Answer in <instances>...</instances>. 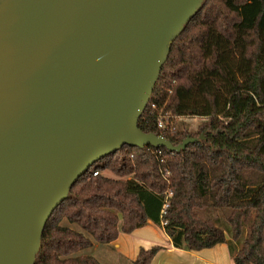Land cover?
Segmentation results:
<instances>
[{"label":"trees","instance_id":"1","mask_svg":"<svg viewBox=\"0 0 264 264\" xmlns=\"http://www.w3.org/2000/svg\"><path fill=\"white\" fill-rule=\"evenodd\" d=\"M194 117L206 118L196 132L175 128ZM138 128L173 146L197 141L178 153L124 146L93 164L46 222L34 264H101L81 252L147 221L174 248L225 244L233 264H264V0L204 1L173 41Z\"/></svg>","mask_w":264,"mask_h":264},{"label":"water","instance_id":"2","mask_svg":"<svg viewBox=\"0 0 264 264\" xmlns=\"http://www.w3.org/2000/svg\"><path fill=\"white\" fill-rule=\"evenodd\" d=\"M204 1L0 0V264H34L49 217L100 159L197 141L173 146L138 120Z\"/></svg>","mask_w":264,"mask_h":264},{"label":"crops","instance_id":"3","mask_svg":"<svg viewBox=\"0 0 264 264\" xmlns=\"http://www.w3.org/2000/svg\"><path fill=\"white\" fill-rule=\"evenodd\" d=\"M153 247L159 250L150 264H233L225 244L200 251L177 249L163 229L150 221L130 234H119L109 245H94L88 255L101 264H132L141 249Z\"/></svg>","mask_w":264,"mask_h":264},{"label":"rangeland","instance_id":"4","mask_svg":"<svg viewBox=\"0 0 264 264\" xmlns=\"http://www.w3.org/2000/svg\"><path fill=\"white\" fill-rule=\"evenodd\" d=\"M206 120V118H200V117H194V118H178L175 120V123H174V126L176 129H179V130H185L186 132H190V133H193V132H196L198 127ZM167 120L164 121V125L166 124ZM201 137H204L203 135H201ZM102 175L104 176H107V177H110V178H114L113 174H111L110 172L108 171H105L103 173H101ZM219 213H222L223 216L225 217V214L227 213V211H220ZM219 213H216V214H212V216H214V218H216V215H218V220H221L222 219V215L219 214ZM224 220V219H223ZM61 225L62 226H67V223L63 220L61 222ZM74 228H78V227H75L73 226ZM81 254H88V251H82ZM76 255H79L76 254Z\"/></svg>","mask_w":264,"mask_h":264},{"label":"built area","instance_id":"5","mask_svg":"<svg viewBox=\"0 0 264 264\" xmlns=\"http://www.w3.org/2000/svg\"><path fill=\"white\" fill-rule=\"evenodd\" d=\"M171 118L169 114L163 115V116H159L158 120H157V127L159 129H163L165 127L164 125V121H166L167 119ZM97 173L94 172L93 176H96Z\"/></svg>","mask_w":264,"mask_h":264}]
</instances>
